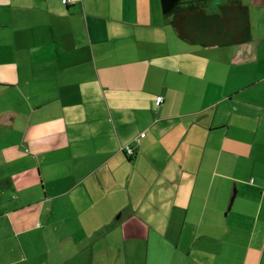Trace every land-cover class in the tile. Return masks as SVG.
Segmentation results:
<instances>
[{"label":"crops","instance_id":"0c3cea01","mask_svg":"<svg viewBox=\"0 0 264 264\" xmlns=\"http://www.w3.org/2000/svg\"><path fill=\"white\" fill-rule=\"evenodd\" d=\"M243 1L252 39L202 47L159 0H0V264L93 261L117 218L124 264H264V0Z\"/></svg>","mask_w":264,"mask_h":264},{"label":"trees","instance_id":"16d2710c","mask_svg":"<svg viewBox=\"0 0 264 264\" xmlns=\"http://www.w3.org/2000/svg\"><path fill=\"white\" fill-rule=\"evenodd\" d=\"M70 2L72 0L64 3ZM159 2L164 15L171 16L178 35L190 44L223 47L252 39L249 5L243 0H224L216 12H209L203 0L190 1L188 4H183L182 0ZM129 148L132 150L129 151ZM122 150L127 159L135 153L131 144H124Z\"/></svg>","mask_w":264,"mask_h":264},{"label":"rangeland","instance_id":"374dc122","mask_svg":"<svg viewBox=\"0 0 264 264\" xmlns=\"http://www.w3.org/2000/svg\"><path fill=\"white\" fill-rule=\"evenodd\" d=\"M219 10V5L216 6H209L208 7V11L209 12H216ZM119 214L116 215V217ZM116 222H118L117 226L114 227V229L111 231V233H109V238L107 237V244H103L101 245L100 243L96 244L94 246V259L93 261H89L88 258V253L89 250L87 248L82 249V255H84V257L82 258L81 261H76V255H71V260L68 261H64L61 262V258L56 257V245L55 242H51V245H47V243L41 247V245H37L35 246L36 250L41 253L46 251L47 249L50 248L51 253H52V260L51 262L49 261H43L44 264H124L125 263V258H124V252L122 251L124 248V243L127 241L125 238H123L122 235V229L120 228V222L121 219L117 218L115 220ZM91 232H94V230H91ZM84 237V236H83ZM110 241V242H109ZM85 242H90L89 240H85ZM127 243V242H126ZM128 249L130 250L131 244L129 245V242L126 244ZM49 247V248H48ZM135 249V247H134ZM69 251V250H68ZM60 255H62V253H60V251H58ZM74 252V251H73ZM73 254V253H71ZM64 257H66L67 255H64ZM142 257V254H141ZM138 260H134L133 262H130L128 264H156L153 261H138Z\"/></svg>","mask_w":264,"mask_h":264},{"label":"built area","instance_id":"2783aa9c","mask_svg":"<svg viewBox=\"0 0 264 264\" xmlns=\"http://www.w3.org/2000/svg\"><path fill=\"white\" fill-rule=\"evenodd\" d=\"M68 0H64V2H67ZM164 97L162 95L157 97V103L160 104L163 101ZM145 133H142V135H144ZM132 149L129 148V151H131Z\"/></svg>","mask_w":264,"mask_h":264}]
</instances>
